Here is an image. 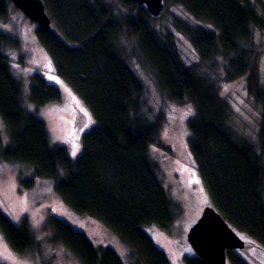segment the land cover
<instances>
[{"label":"trees","instance_id":"1","mask_svg":"<svg viewBox=\"0 0 264 264\" xmlns=\"http://www.w3.org/2000/svg\"><path fill=\"white\" fill-rule=\"evenodd\" d=\"M41 1L51 29L37 26V42L54 75L81 99L94 124L83 134L75 158L63 145L53 144L45 122L24 107L21 84L2 53L4 46L18 48L20 43L0 32V118L8 135L4 145L0 134V165L25 164L34 178L51 180L74 213L97 220L118 237L128 249L129 264H170L144 231L147 226L169 228L180 209L150 157L161 119L151 121L143 113L144 86L129 65L135 59L149 68L168 100L193 107L188 147L209 206L237 234L264 248V87L259 77L264 47L257 49L253 42L254 30L264 32L257 11L262 0H163L159 17L131 0H119L126 9L120 15L104 0ZM12 6L10 0H0V19L8 17ZM170 6L190 21L171 13V28L163 31L155 21L170 13ZM174 32L190 43L197 63L183 62ZM123 35L133 42L130 51L121 43ZM242 78L260 108V153L233 136L231 110L220 95L221 81ZM29 81L28 100L37 109L62 100L59 88L42 73H33ZM45 229L51 231L49 242L64 246L80 264H125L113 249L95 247L64 220L50 216ZM0 231L18 254L38 247L26 218L17 224L0 209ZM226 256L230 264H247L234 251ZM184 261L207 264L195 253Z\"/></svg>","mask_w":264,"mask_h":264},{"label":"rangeland","instance_id":"2","mask_svg":"<svg viewBox=\"0 0 264 264\" xmlns=\"http://www.w3.org/2000/svg\"><path fill=\"white\" fill-rule=\"evenodd\" d=\"M104 1L113 7L117 15L126 12L119 0ZM168 11L170 13L155 21V26L163 31L171 28V13L190 21L177 7L170 6ZM257 11L264 18V0L257 4ZM191 23L196 24L194 21ZM36 27L35 23L12 6L8 17L0 19V32L16 38L20 45L18 48L4 46L2 53L9 59L12 74L21 84L24 107L45 122L51 142L63 145L69 156L75 158L80 153L83 134L94 124L93 118L81 99L60 77L54 75L49 58L37 42ZM175 40L183 62L187 66L197 63L198 56L187 39L175 33ZM253 42L255 48L262 49L264 32L254 30ZM121 43L128 51L134 46L124 35ZM129 65L144 86L143 113L151 121L157 116L161 119V129L156 145L150 148V157L157 165V174L163 187L174 205L180 209L169 228L163 230L147 226L144 231L166 254L170 264H185L184 258L194 255L187 240L188 232L204 208L210 205L188 147L187 123L194 110L189 104L179 105L168 100L159 90L147 66L139 64L135 59H130ZM259 65L260 84L264 87V52ZM35 72L42 73L48 83L59 88L62 95L60 102L50 103L39 109L29 102V77ZM219 85L220 95L231 110L229 125L233 136L253 144L260 153V108L247 94L245 78L233 83L221 81ZM0 134L3 144L7 145L8 135L1 118ZM73 151L76 152L75 155L72 154ZM30 181H33L31 186L26 187L24 184ZM0 209L17 224L26 218L28 227L38 242L36 249L18 254L9 247L0 231L1 264H80L64 246L49 242L51 231L45 229V224L50 216L64 220L74 229L83 232L95 247L113 249L125 264H129L128 249L116 235L97 220L74 213L54 192L51 180L34 178L32 168L28 165H0ZM238 235L246 246L244 250L234 252L247 264H264V248L246 236ZM226 264L230 263L227 261Z\"/></svg>","mask_w":264,"mask_h":264},{"label":"water","instance_id":"3","mask_svg":"<svg viewBox=\"0 0 264 264\" xmlns=\"http://www.w3.org/2000/svg\"><path fill=\"white\" fill-rule=\"evenodd\" d=\"M131 1L144 6L152 17H159L165 9L163 0ZM10 2L39 29L47 31L51 29V20L41 0H10ZM187 240L196 256L207 264H226L227 251L245 249V242L211 206L204 208L199 219L190 228Z\"/></svg>","mask_w":264,"mask_h":264},{"label":"snow or ice","instance_id":"4","mask_svg":"<svg viewBox=\"0 0 264 264\" xmlns=\"http://www.w3.org/2000/svg\"><path fill=\"white\" fill-rule=\"evenodd\" d=\"M73 155H75L76 154V152L75 151H73V153H72Z\"/></svg>","mask_w":264,"mask_h":264},{"label":"bare ground","instance_id":"5","mask_svg":"<svg viewBox=\"0 0 264 264\" xmlns=\"http://www.w3.org/2000/svg\"><path fill=\"white\" fill-rule=\"evenodd\" d=\"M246 246V245H245Z\"/></svg>","mask_w":264,"mask_h":264}]
</instances>
